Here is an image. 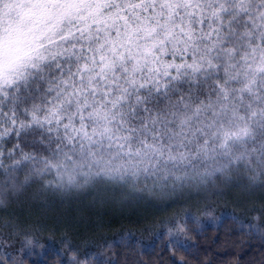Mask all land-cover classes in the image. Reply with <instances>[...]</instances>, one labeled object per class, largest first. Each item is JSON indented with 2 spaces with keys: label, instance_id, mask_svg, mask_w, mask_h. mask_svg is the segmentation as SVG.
<instances>
[{
  "label": "snow or ice",
  "instance_id": "snow-or-ice-1",
  "mask_svg": "<svg viewBox=\"0 0 264 264\" xmlns=\"http://www.w3.org/2000/svg\"><path fill=\"white\" fill-rule=\"evenodd\" d=\"M113 205L183 215L108 257L21 238V212ZM222 252L264 264V0H0V264Z\"/></svg>",
  "mask_w": 264,
  "mask_h": 264
},
{
  "label": "trees",
  "instance_id": "trees-1",
  "mask_svg": "<svg viewBox=\"0 0 264 264\" xmlns=\"http://www.w3.org/2000/svg\"><path fill=\"white\" fill-rule=\"evenodd\" d=\"M215 210L217 214H219L222 211H225L228 214L243 215L242 213L236 211L238 210L236 208H230V207L221 208L218 206V209ZM17 211L20 210L18 209ZM20 214L22 218L27 219V217L30 218L32 217L33 220L27 219V221L37 225V228L32 230L31 233L34 236V240L37 245V248L40 243H43L48 248H56L58 250H63L62 241L64 239H68L71 241L72 247L81 251V253H83V250L85 248L95 249L96 251L100 252L104 257H108L109 254L113 251V249H104L102 247V244L105 240H112L113 238L118 237L121 234H128V233H131L140 238L147 239L149 237L150 232H155L163 228L161 225L159 227L154 223L152 224L151 219L150 221H145V220L139 221L140 218H137L136 215L127 218L122 216H118L114 218V216L112 215L109 217L108 216L104 217V221L101 224L100 228H98V230L96 228L95 229L96 231H94L91 229L94 227L90 225L87 228H85V226L88 225V224L85 225L83 224L85 219L81 218L82 220H80L79 217L76 218V216H78L77 214H74L72 216V212L66 215L67 217L66 223H69L70 216L74 218V224L72 226L71 224H64V223H62V226H58V224H56L55 221L48 220V218L45 217L44 215L40 217L39 211H36L34 209H32L30 212H21ZM75 218L77 219V221H75ZM148 222H150V224L146 225ZM84 228L87 229V231L90 233H86V234L85 232L83 233V231L85 230ZM146 229L148 231H145ZM214 236L215 233L209 231L207 236L208 241H211V239ZM235 251L238 256L240 250L236 249ZM52 255L53 257H55V252H53ZM237 256H233L230 253L222 252L218 264H239V260ZM253 258L257 262L260 260H264V257L260 256L259 252H254L252 256L247 257L246 259L251 261ZM28 259H33V258L29 257ZM129 259L130 261L135 260L136 259L135 253L131 254L129 256ZM19 264H21L20 260H19ZM47 264H58V261L55 258H53L48 260ZM120 264H124V261L121 260ZM144 264H155V261L144 258Z\"/></svg>",
  "mask_w": 264,
  "mask_h": 264
},
{
  "label": "rangeland",
  "instance_id": "rangeland-1",
  "mask_svg": "<svg viewBox=\"0 0 264 264\" xmlns=\"http://www.w3.org/2000/svg\"><path fill=\"white\" fill-rule=\"evenodd\" d=\"M218 206L221 208H229V207L230 208H236V209H238L236 211L244 214L245 205H243V204L237 205L235 202V197H233L231 195L225 200L217 201V203L214 205V208L218 209ZM34 210H36V209H34ZM179 210L178 209H172L165 214L162 212V210L158 206L157 207H146V208L137 209V208H123V207L118 206V205H113L110 207H103V208L87 210L85 212L86 216L84 215V217H83L85 219L83 224L84 225L88 224L85 226V228H87L90 225V226L94 227L91 229L96 231L95 229L97 228V230H98V228H100L101 224L103 223L104 217H107V216L109 217L112 215V216H114V218L118 217V216H122V217L127 218V217H131V216L136 215L137 218H140L139 221H143V220L150 221V219H151L152 224L154 223L155 225H158L160 227L162 220H164L166 217L172 215L173 213H175ZM36 211H38V210H36ZM71 212H72V216L74 214H76L75 210H73ZM39 214H40V217L44 215L45 217L48 218V220L55 221L56 224H58V226H62V223L71 224V226L74 224V218L72 216H70L69 223H66V221H67L66 215L68 213L64 212L63 210L57 209V210L52 211V212L47 213V214L39 211ZM78 217L80 220H82L80 216H76V218H78ZM85 217H88V218H85ZM76 218H75V221H77ZM27 219L33 220L32 217L31 218L27 217ZM89 220H90V222H89ZM149 224H150V222H148L146 225H149ZM58 230H60V229H58ZM86 231H87V229H85L83 231V233L84 232H85V234L90 233V232H88V231L86 232Z\"/></svg>",
  "mask_w": 264,
  "mask_h": 264
},
{
  "label": "clouds",
  "instance_id": "clouds-1",
  "mask_svg": "<svg viewBox=\"0 0 264 264\" xmlns=\"http://www.w3.org/2000/svg\"><path fill=\"white\" fill-rule=\"evenodd\" d=\"M193 212L199 216L200 213L199 211H197L196 209H193ZM183 215V210H179L175 213H173L172 215L166 217L164 220L161 221V226L162 227H166L172 219L177 218V217H181ZM193 227H195V225H193ZM32 230L31 229H23L21 230V238L25 240V245L28 248H32L35 245V240H34V236L31 234ZM25 237H27V239H25ZM14 264H19V259L17 258L14 261Z\"/></svg>",
  "mask_w": 264,
  "mask_h": 264
}]
</instances>
